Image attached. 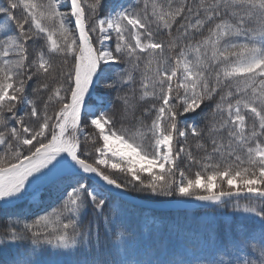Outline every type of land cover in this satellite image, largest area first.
<instances>
[{
  "label": "snow or ice",
  "instance_id": "1",
  "mask_svg": "<svg viewBox=\"0 0 264 264\" xmlns=\"http://www.w3.org/2000/svg\"><path fill=\"white\" fill-rule=\"evenodd\" d=\"M0 214V264H264V0L0 2Z\"/></svg>",
  "mask_w": 264,
  "mask_h": 264
},
{
  "label": "trees",
  "instance_id": "2",
  "mask_svg": "<svg viewBox=\"0 0 264 264\" xmlns=\"http://www.w3.org/2000/svg\"><path fill=\"white\" fill-rule=\"evenodd\" d=\"M3 2V0H0ZM129 194L153 202H167L177 198L169 197H146L144 194L138 192H128ZM123 210L125 213V220L130 227L139 231L143 226V219L145 214H150L157 218L161 226L180 224L192 228H202L205 225H213L223 227L222 217L210 207L202 204L189 205L187 207L172 210V211H148L147 209L136 207L135 205L124 201ZM3 215L0 214V226H3ZM135 255V252L133 253Z\"/></svg>",
  "mask_w": 264,
  "mask_h": 264
},
{
  "label": "water",
  "instance_id": "3",
  "mask_svg": "<svg viewBox=\"0 0 264 264\" xmlns=\"http://www.w3.org/2000/svg\"><path fill=\"white\" fill-rule=\"evenodd\" d=\"M128 199H126V202L132 203L136 206L143 207V208H148V209H153V210H166V209H175V208H181L186 206L185 204H177L174 203L173 201L170 202H164V203H158V202H148L141 200L139 198H136L129 193L126 194ZM177 200V199H176ZM193 203H198L197 201H190L189 204ZM187 204V205H189Z\"/></svg>",
  "mask_w": 264,
  "mask_h": 264
}]
</instances>
